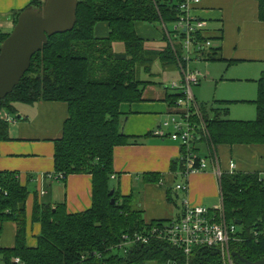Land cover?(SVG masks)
Wrapping results in <instances>:
<instances>
[{"label":"trees","instance_id":"trees-1","mask_svg":"<svg viewBox=\"0 0 264 264\" xmlns=\"http://www.w3.org/2000/svg\"><path fill=\"white\" fill-rule=\"evenodd\" d=\"M180 0H78L76 21L71 31L47 38L36 52L13 90L0 100V111L15 115V104L32 105L38 101H62L67 117L61 137L54 141V171L65 183L70 174L91 175V206L81 212H68L65 200L51 207L34 202L31 222L39 225L34 245L27 243L26 200L28 187L18 174L0 171V229L11 221L16 225L11 247H0L2 264H224L215 248L193 247L183 250L157 238L148 243H128L123 235L145 232L163 220L145 221L132 195L122 196L109 184L113 174L114 147L128 141L122 130V103L142 100L148 83H153L152 64L159 62L162 71L180 70L179 46L173 48L164 35L165 45L151 47L140 37L135 24L159 23L167 29L179 15ZM42 0H32L27 7L37 9ZM259 18L264 20V0H258ZM12 15L13 25L19 13ZM99 23L108 27L107 35L95 36ZM0 34V44L9 35ZM202 41L216 38L198 34ZM118 44H122L119 49ZM118 49L116 50V47ZM221 48L214 45L203 52L204 61L223 60ZM232 61H229L231 63ZM148 77L141 78V73ZM257 96L253 120L223 118L217 108L199 107L200 118L191 108L190 120L203 123L206 136L199 129L195 142L205 141L210 151L218 145L264 146V71L256 81ZM166 99L175 106L181 92L172 89ZM223 105L229 101L218 102ZM227 114V108L224 110ZM8 122L0 118V140L7 139ZM193 144L192 150L198 152ZM181 156L184 148L181 146ZM204 157V155H203ZM205 157H207L205 155ZM184 161L172 162L183 171ZM158 177L157 175H155ZM157 180V179H155ZM221 201L226 221L235 223L238 232L229 242L234 264L241 259L264 258V182L257 172H223L220 176ZM113 194H109L111 190ZM113 199V203H111Z\"/></svg>","mask_w":264,"mask_h":264},{"label":"crops","instance_id":"crops-1","mask_svg":"<svg viewBox=\"0 0 264 264\" xmlns=\"http://www.w3.org/2000/svg\"><path fill=\"white\" fill-rule=\"evenodd\" d=\"M31 2L0 0V34L11 31L14 26L12 14ZM258 10V0H201L196 13L207 22L204 34L216 38L213 44L221 48L223 58L219 61L226 65L214 66L217 64L203 60L205 68L209 69L206 74L217 75L229 69L230 81L256 83L264 71V20L259 18ZM103 25L99 23L95 26V36H106L103 27L107 32L108 27ZM217 67L220 71L215 73ZM231 67L234 68L231 70ZM163 73L164 77L155 73L158 77L152 80L157 81L158 78L159 81L145 86L141 101L121 104V130L128 136V141L114 147L113 174L110 176L111 180H118L116 186L122 196L131 194L133 198V186H139V206L147 222L175 219L185 197L193 205L210 209L220 206V176L213 170L212 157L217 159L222 173L229 171V162L233 161L235 172H257L264 182L263 145H218L210 156L208 146L201 140L194 145L199 149V156L205 157L207 154V168L190 173L186 178L180 175L179 166L172 169V162H177L181 157V146L168 137L154 135L153 131L170 115L179 117L182 108L169 105L166 97L174 93L168 84L179 82L182 74L177 69ZM15 108L16 114H9L15 118V122L8 124L7 139L0 140V171L18 174L21 184L28 187L25 205L27 243L34 245L35 236L39 233V225L31 222L34 202L54 207L65 200L68 212L84 211L91 206V175L70 174L65 183L47 176L54 171V141L61 137L67 117L65 102L41 100L32 105L17 103ZM203 151L205 154H202ZM182 182L187 183L186 192L175 188L176 184ZM15 232L14 222L3 223L0 247L13 246Z\"/></svg>","mask_w":264,"mask_h":264},{"label":"built area","instance_id":"built-area-1","mask_svg":"<svg viewBox=\"0 0 264 264\" xmlns=\"http://www.w3.org/2000/svg\"><path fill=\"white\" fill-rule=\"evenodd\" d=\"M201 0H180L177 3L179 11L178 18L171 24L170 32L163 24L166 30L169 42L173 48L179 46L181 52L182 65L180 71L182 79L179 82H172L171 89H176L183 94L175 103L176 107L182 108L179 117L170 115L161 125L153 131L154 135L168 137L184 148V154L180 157L183 161V171L180 175L186 178L188 174L202 171L207 168V159L199 156L192 150L195 141L196 129H199L203 136L206 131L203 123L196 125L191 122V108L200 118L197 105L191 91L192 84H198L203 75L199 70H192L190 65L194 62L203 61V52L208 51L213 46V41L207 39L202 41L198 38V34H204L207 22L197 13V6ZM1 119L8 123L15 122V118L5 112H2ZM213 170L221 176L222 172L217 164V159L212 157ZM235 163L229 162L228 173L235 172ZM49 178L54 181H60L63 177L61 173H49ZM176 190L186 192L187 183H178ZM238 232L236 223L226 221L222 209V201L220 206L214 208H206L201 205H193L185 197L181 204L179 215L170 221L153 225L145 232H135L131 237L123 235V242L119 244L122 247L128 243H148L151 239L157 238L167 241L177 246L188 255L193 247H207L217 249L223 259L224 264H234L229 242L235 239ZM15 263L21 264L19 259H14Z\"/></svg>","mask_w":264,"mask_h":264},{"label":"water","instance_id":"water-1","mask_svg":"<svg viewBox=\"0 0 264 264\" xmlns=\"http://www.w3.org/2000/svg\"><path fill=\"white\" fill-rule=\"evenodd\" d=\"M78 0H42L37 8L25 7L19 13L9 35L0 44V100L10 93L29 68L32 56L40 51L47 38L71 31L76 21ZM112 189L109 194H113ZM113 203V199H111ZM240 225V221H235ZM236 256L235 252H231ZM241 264H264L241 259Z\"/></svg>","mask_w":264,"mask_h":264},{"label":"rangeland","instance_id":"rangeland-1","mask_svg":"<svg viewBox=\"0 0 264 264\" xmlns=\"http://www.w3.org/2000/svg\"><path fill=\"white\" fill-rule=\"evenodd\" d=\"M104 24L103 26H105ZM135 29L137 34L148 41V45L151 47H162L165 45V40H163L164 35L166 36L167 40L168 36L166 34V30L161 27L159 23H136ZM107 33V30L105 27H103V33ZM168 31L170 32V36L173 39V33L171 32V25H168ZM107 35V34H106ZM119 49L122 48V44H118ZM118 46L116 47V50L118 49ZM210 64H217L214 66H224L226 65L224 63H220V61H211ZM219 64V65H218ZM221 66V67H222ZM190 68L192 70H199L200 73L203 75L201 77L198 84H192L191 85V91L192 95L195 98V103L199 107H205L209 108L214 106V108H217L220 112V116L223 118H229L234 120H253L256 117V111L255 106L251 102L254 100L257 96V86L255 81H248V82H238V81H230L231 74L229 69L225 71H220V68L217 67L214 72L218 73L217 75L213 73H207L209 69L205 68V62L204 61H196L193 64L190 65ZM234 67H231V70ZM175 70V69H174ZM152 71L153 73H160L161 77H164V71L161 70L159 62H154L152 64ZM173 71V70H171ZM169 72V71H165ZM221 73V74H220ZM221 75V76H220ZM147 76L145 73H141V78H146ZM158 77V76H157ZM177 78V77H176ZM226 79L225 81H221V79ZM158 82L159 79L156 78ZM153 82V83H154ZM170 85V84H168ZM151 86V83H148L146 87ZM235 98H239L242 100H235ZM224 100L229 101V104L223 105L218 102H222ZM23 106V105H20ZM229 109V114H224V109ZM202 154H205L203 151ZM207 155V154H206ZM117 182L118 180H111L109 181V184L112 188H117ZM175 183L172 185L174 188ZM32 187V186H29ZM177 192V191H176ZM178 193V192H177ZM133 204L138 205L141 202V190L138 185L133 186ZM140 207V206H139ZM0 243H2V237L0 238ZM0 264H2V261L0 259Z\"/></svg>","mask_w":264,"mask_h":264}]
</instances>
